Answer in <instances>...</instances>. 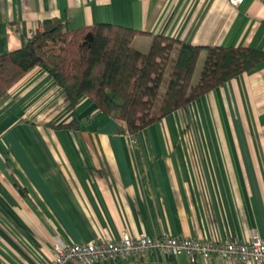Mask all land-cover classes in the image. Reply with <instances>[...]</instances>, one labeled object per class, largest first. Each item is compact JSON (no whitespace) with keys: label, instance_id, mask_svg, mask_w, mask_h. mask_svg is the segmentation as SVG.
Segmentation results:
<instances>
[{"label":"crops","instance_id":"1","mask_svg":"<svg viewBox=\"0 0 264 264\" xmlns=\"http://www.w3.org/2000/svg\"><path fill=\"white\" fill-rule=\"evenodd\" d=\"M47 19L68 21V30H138L140 52L155 34L264 51L256 0H0V54ZM72 120L78 129L51 126ZM124 127L88 97L70 110L39 66L10 88L0 103V264H48L56 238L246 242L255 232L264 242V60L132 137ZM100 264L192 263L146 253ZM194 264L254 263L212 256Z\"/></svg>","mask_w":264,"mask_h":264},{"label":"trees","instance_id":"2","mask_svg":"<svg viewBox=\"0 0 264 264\" xmlns=\"http://www.w3.org/2000/svg\"><path fill=\"white\" fill-rule=\"evenodd\" d=\"M67 24L44 20L41 30L20 47L0 54V103L16 82L39 66L63 89L70 110L88 97L99 111L124 121L125 133L133 136L264 60L262 50L197 46L163 34L153 35L149 50L140 52L132 46L138 30L112 23L68 30ZM202 52V69L193 84ZM51 126L78 129L79 123Z\"/></svg>","mask_w":264,"mask_h":264},{"label":"built area","instance_id":"3","mask_svg":"<svg viewBox=\"0 0 264 264\" xmlns=\"http://www.w3.org/2000/svg\"><path fill=\"white\" fill-rule=\"evenodd\" d=\"M244 0H229L238 6ZM263 2L264 0H256ZM41 26L33 28L31 37ZM126 135H132L126 132ZM146 253L167 256L185 255L194 264L200 259L217 256L223 261L238 259L242 262L264 264V242L253 232L246 242L215 241L202 238L174 237L171 235L141 236L134 238L123 234L120 239L103 238L85 243L64 242L55 239L52 259L48 264H100L117 263L127 259H139Z\"/></svg>","mask_w":264,"mask_h":264},{"label":"rangeland","instance_id":"4","mask_svg":"<svg viewBox=\"0 0 264 264\" xmlns=\"http://www.w3.org/2000/svg\"><path fill=\"white\" fill-rule=\"evenodd\" d=\"M205 54V52H202V54H201V56L199 57V59H198V62H197V64H196V68H195V72H194V74H193V78H192V83L193 84H195L196 83V81L198 80V77H199V74H200V72H201V69H202V63H203V55ZM167 72L165 73V75H164V81H163V83H162V88L164 87V85H165V81L167 80ZM161 88V89H162ZM158 106V102L156 103V105H155V108Z\"/></svg>","mask_w":264,"mask_h":264}]
</instances>
